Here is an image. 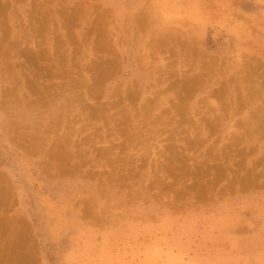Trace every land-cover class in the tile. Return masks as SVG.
<instances>
[{"label": "rangeland", "instance_id": "rangeland-1", "mask_svg": "<svg viewBox=\"0 0 264 264\" xmlns=\"http://www.w3.org/2000/svg\"><path fill=\"white\" fill-rule=\"evenodd\" d=\"M0 59V264H264V0H0Z\"/></svg>", "mask_w": 264, "mask_h": 264}, {"label": "bare ground", "instance_id": "bare-ground-1", "mask_svg": "<svg viewBox=\"0 0 264 264\" xmlns=\"http://www.w3.org/2000/svg\"><path fill=\"white\" fill-rule=\"evenodd\" d=\"M39 30V29H38ZM4 47V46H3ZM2 48V47H1ZM149 50V49H148ZM156 49H155V46L153 45L152 46V50L151 51H155ZM0 60H3V59H0ZM2 62V61H1ZM3 63H4V61H3ZM8 78V77H7ZM12 78V77H11ZM10 78V79H11ZM97 80H100V78H97ZM11 81V80H10ZM13 81V80H12ZM79 84H82V81L80 80V82H79ZM3 88V87H2ZM4 89V88H3ZM13 89H15V88H13ZM8 90V89H7ZM4 90H2V92H3ZM15 91V90H14ZM10 92H11V90H10ZM9 92V93H10ZM13 92V91H12ZM8 93V92H7ZM8 93V94H9ZM4 94H6V93H4L3 92V95H2V97H4ZM14 96H18V95H14ZM20 96H22V95H19V97ZM6 97V96H5ZM5 97L3 98V101H1V103H3L4 102V100H5ZM8 97H9V95H8ZM8 97L6 98V99H8ZM20 99V98H19ZM18 100V99H17ZM21 100H23V96H22V99ZM21 100H20V102H21ZM9 101H10V104L11 103H15L16 104V98L14 99V97H13V100H11V99H9ZM29 104H31L32 102H28ZM27 103V104H28ZM7 104H9L8 103V100H7ZM10 104H9V106H10ZM22 104V103H21ZM33 104V103H32ZM32 104H31V107L34 109L35 107V104H33V106H32ZM14 105V104H13ZM25 105H26V103H25ZM5 106V105H4ZM8 106V107H9ZM27 106H30V105H27ZM62 106V105H61ZM30 107V108H31ZM12 108H10V110H11ZM14 109V108H13ZM52 109V108H51ZM9 110V109H8ZM16 110V109H15ZM34 112L36 111V110H33ZM32 112V111H31ZM11 113H13V111L11 112ZM8 114H10V112L8 111ZM19 114H21V113H19ZM33 114V113H32ZM39 114V113H38ZM35 116V115H34ZM49 117H50V115H49ZM61 117H59L58 119H59V122H58V124H60L61 122V120L62 119H60ZM25 119V118H24ZM56 119V118H55ZM31 120H33L32 118H31ZM28 121V120H27ZM48 121V120H47ZM56 121V120H55ZM194 122V121H193ZM199 122V121H198ZM35 123H36V121H35ZM47 123V122H46ZM203 121H201V127H203ZM34 124V123H33ZM54 123H52V125H53ZM57 124V125H58ZM45 125V124H44ZM55 125V124H54ZM53 125V126H54ZM28 126V125H27ZM42 126V125H41ZM56 126V125H55ZM257 126H258V124H257ZM37 130V129H36ZM38 131V130H37ZM206 129H204V133H203V136H201V137H199V138H196L195 136H191L192 138H194V141L195 142H201V143H203L206 139L204 138V134H206ZM49 131L46 129V127H42V129H41V131H40V133H38V135H37V137L38 138H42V136H40V134H42V135H45L46 133H48ZM48 136H51V135H48ZM22 140H24V141H19V142H21L19 145H20V148H22V149H26V150H30V151H33L34 153H36L37 151L38 152H40L41 150H42V145L40 146V140L41 139H35V140H31V139H25V138H22ZM22 146V147H21ZM54 148V147H53ZM54 157V156H53Z\"/></svg>", "mask_w": 264, "mask_h": 264}]
</instances>
